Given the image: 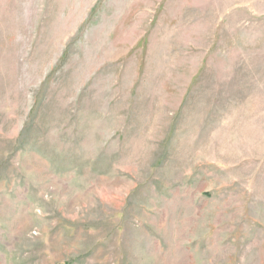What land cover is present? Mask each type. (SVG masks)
I'll use <instances>...</instances> for the list:
<instances>
[{
    "label": "rangeland",
    "instance_id": "rangeland-1",
    "mask_svg": "<svg viewBox=\"0 0 264 264\" xmlns=\"http://www.w3.org/2000/svg\"><path fill=\"white\" fill-rule=\"evenodd\" d=\"M0 264H264V0H0Z\"/></svg>",
    "mask_w": 264,
    "mask_h": 264
}]
</instances>
